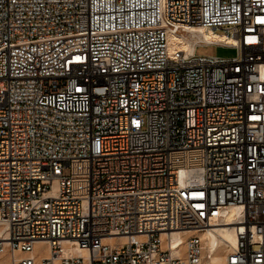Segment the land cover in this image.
Here are the masks:
<instances>
[{
  "label": "built area",
  "instance_id": "2783aa9c",
  "mask_svg": "<svg viewBox=\"0 0 264 264\" xmlns=\"http://www.w3.org/2000/svg\"><path fill=\"white\" fill-rule=\"evenodd\" d=\"M0 228L10 264H264V0H0Z\"/></svg>",
  "mask_w": 264,
  "mask_h": 264
},
{
  "label": "bare ground",
  "instance_id": "6f19581e",
  "mask_svg": "<svg viewBox=\"0 0 264 264\" xmlns=\"http://www.w3.org/2000/svg\"><path fill=\"white\" fill-rule=\"evenodd\" d=\"M199 30H201V29H199ZM199 30L197 31V34L200 35L199 32H202V35L205 36L206 38H223V39H226L225 37H222V36L219 37L212 32H207V31H203V30L199 31ZM171 40H172L171 41L172 42L171 49L177 45H181L184 47L191 45L190 40H188L182 36H178L177 34H172ZM181 176L183 177V173ZM235 209L236 208H234V207L231 208V212L227 218V220H229L228 222H232L231 220H232V216H233ZM228 224H231V223H228ZM0 235H2V228H0ZM201 237H202V240H203L205 246L208 247L209 249H214V251L216 252V253H212L210 258L208 259V262H211V263L221 262L225 256L226 252L229 249H232V247L235 246L236 242H237L236 234H235V231H234V228L232 225H218V226H213V227L207 228L204 232L201 233ZM109 239L114 240V239H116V237L108 238V240ZM119 239L123 241L124 239H126V237L120 236ZM180 240L183 241L181 234H179L178 232H174L172 234V237H171V243L173 245H176ZM64 243H65V245L63 248V254L66 256H69L72 254H83V255L87 254V250L82 249L79 246H72V240H70L68 242H64ZM220 249H223V250L226 249V251L224 250L225 252L221 253ZM39 251L43 252L42 254L49 255L50 248L45 241L36 242L34 250H33V254H35L36 252H39ZM17 254L22 255V253H20V252H17ZM4 255L5 254H0V264H10V259L9 260L4 259L3 258Z\"/></svg>",
  "mask_w": 264,
  "mask_h": 264
},
{
  "label": "rangeland",
  "instance_id": "374dc122",
  "mask_svg": "<svg viewBox=\"0 0 264 264\" xmlns=\"http://www.w3.org/2000/svg\"><path fill=\"white\" fill-rule=\"evenodd\" d=\"M221 32V31H220ZM197 53L202 55L212 54V55H219L222 57H233L237 54V49L233 47H225V46H217V45H207V46H200L197 48ZM221 250V251H220ZM221 253L225 252L226 249H220ZM223 250V251H222ZM9 255H4V259H10Z\"/></svg>",
  "mask_w": 264,
  "mask_h": 264
}]
</instances>
